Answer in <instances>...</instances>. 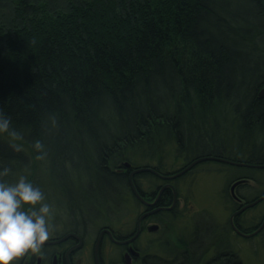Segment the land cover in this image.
I'll return each instance as SVG.
<instances>
[{
  "label": "trees",
  "instance_id": "1",
  "mask_svg": "<svg viewBox=\"0 0 264 264\" xmlns=\"http://www.w3.org/2000/svg\"><path fill=\"white\" fill-rule=\"evenodd\" d=\"M263 88L264 0H0L3 179L25 176L47 203L52 185L81 215L118 207V168L172 143L264 164ZM209 222L140 264H245Z\"/></svg>",
  "mask_w": 264,
  "mask_h": 264
},
{
  "label": "rangeland",
  "instance_id": "2",
  "mask_svg": "<svg viewBox=\"0 0 264 264\" xmlns=\"http://www.w3.org/2000/svg\"><path fill=\"white\" fill-rule=\"evenodd\" d=\"M228 147L231 148V146ZM133 161L136 167L159 166L162 171L176 174L174 172L179 173L188 164L189 156L188 152L178 150L172 143L152 160L141 155H133ZM114 168L118 167L114 166ZM118 169L125 171L129 168L120 166ZM246 174H250L252 179H249L239 190L245 193L248 198L259 196L264 191V168L234 166L209 161L199 164L186 175H179L175 179L181 198L178 208L174 213L162 216L159 231L146 233L139 240L141 248L147 253L169 257L176 249L184 247L192 239L197 222L207 220L210 221V225L216 226L215 232L230 229L231 248L239 254L245 264H264V230L261 229L251 237H245L236 233L230 222L235 211L230 183L237 175ZM137 180L146 190H151L156 184L162 182L153 174L144 173L138 176ZM48 193L51 194L49 204L52 206V216L49 221L52 225L50 238L61 237L68 231L76 229L84 240L82 247L73 256L75 264H95L93 250L100 230L104 226H109L118 234L129 233L135 227L138 215L143 208L133 196L132 188L118 207L112 205L106 206L104 209L93 208L84 212V215L67 207L63 203V196L56 192L52 185L48 186ZM263 216L264 201L239 214L238 220L242 224V229H240L246 233L256 231V224ZM69 244V242H65L61 246H51L46 252L66 248ZM122 250V247L120 248L106 237L101 247L105 264L121 263ZM41 252L42 248L40 252L34 254L38 255ZM31 253L29 251L25 254L30 255ZM212 253H214V248L211 249L210 256ZM21 258L22 256L18 257L13 264H20ZM43 264L53 263L47 257ZM134 264H140V262L137 261Z\"/></svg>",
  "mask_w": 264,
  "mask_h": 264
},
{
  "label": "flooded vegetation",
  "instance_id": "3",
  "mask_svg": "<svg viewBox=\"0 0 264 264\" xmlns=\"http://www.w3.org/2000/svg\"><path fill=\"white\" fill-rule=\"evenodd\" d=\"M221 150H222L221 148H219L218 150L216 148H212L211 151H209V152H204L202 154H195L193 156H189V162L187 165H185L182 168V170L186 169L189 165L194 163V161H196L197 159H200L203 157H214V158L197 162L191 168L186 170L182 175H186L188 172L195 169V167L198 166L199 164L204 163V162H209V161L210 162H219L221 164H227V165H234V164L219 160V159L232 160V159L227 158L226 157L227 154ZM233 161H236V160H233ZM234 166H238V165H234ZM135 168H136V166L132 165L129 169H126L123 172L127 173L128 177L130 178V174ZM181 171H179V172H181ZM160 172L164 175H172L173 174L172 172H169V171H162V169ZM174 173H178V172H174ZM140 175H141V173L134 175V183H135L138 191L140 192V194L143 196V198L148 203H153L156 200L157 201H156V204L154 206H149V205L143 203L139 198H137L135 196L136 199L139 201V203L143 206L142 210L140 211V213L138 215L135 227L129 233L124 234V235L116 233V231L110 227L113 231V235L116 238L121 239V240H129L130 238H132L138 232V227H139L140 232H139V234L135 240H133L129 243H125V244H117L111 240V238L109 237V235L107 233L104 234L103 240L106 237H108L114 244L120 246V248L122 247V249H123L122 250V262L119 264H127L125 261L126 258L131 260L130 264H134L137 261H139V262L143 261L147 256L158 255L155 253L154 254L153 253H147L146 251H144L141 248V246L139 245V240L146 233H155V232L159 231L161 229L160 220L162 219V216L165 214L168 215V214L174 213L176 211V209L178 208L179 203H180V199H181L179 196V190L177 187V183H175V179H177L178 176L175 178H172V179H168V178H162V177L156 175V177H158V179H160L162 182L159 184H156L155 187L152 188L151 190H146L137 180V177ZM249 179H252L250 174L249 175H247V174L246 175H237V177H235V179L230 183V192H231V196H232V199H233L234 205H235L234 213L237 210L241 209L246 204L251 203V202H253V201L264 196V191H263L260 193L259 196H256L253 198H248V196L245 193H243V192H241V190H239L245 183H247L249 181ZM239 180H245V181L236 185L234 190H233L232 189L233 184ZM133 195H134V193H133ZM262 201H264V198L260 202H262ZM260 202H258L257 204H259ZM257 204H255V205H257ZM255 205H253L251 207H254ZM155 208H165V209H161L157 212L152 213V211ZM249 208L250 207H248L246 210H248ZM246 210H244V211H246ZM146 213H147V215L141 220L140 225L138 226L139 218ZM238 216H235L236 217L235 222H236V225L239 228H241L242 224L239 222ZM263 222H264V216L256 224V229L261 227ZM154 225H157L158 227L156 228V230L152 231L151 228H153ZM105 227H109V226H104L101 230H103ZM101 230H100V232H101ZM262 230H264V227L262 228ZM100 232H99V234H100ZM67 233H69V232H67ZM99 234H98V236H99ZM55 238H58V237H55ZM97 238H96V240H97ZM49 239H54V238H49ZM96 240H95V243H96ZM103 240H102V243H103ZM65 242L70 243L68 247L61 248L60 250L53 249L51 252H46V251L49 250V248H51V246H54V245H46V246L43 245L42 246V252L40 254L41 258H42L41 264H43L45 258L47 259V257H49L53 263V259L55 256H57L58 264H75L73 261V256L79 249H77L75 252H73L72 255H70V263L66 259V253H67L68 249L71 248L72 246L76 245L78 243V241L75 238L71 237V238L65 240L64 242H62L60 244H56V245L61 246ZM102 243H101V247H102ZM135 251H139L140 255H138V256L135 255V253H134ZM38 255H35L34 253H31L30 255L24 254L20 260V264H37ZM93 255H94V250H93ZM100 257H101V264H105L103 256H102L101 248H100Z\"/></svg>",
  "mask_w": 264,
  "mask_h": 264
},
{
  "label": "clouds",
  "instance_id": "4",
  "mask_svg": "<svg viewBox=\"0 0 264 264\" xmlns=\"http://www.w3.org/2000/svg\"><path fill=\"white\" fill-rule=\"evenodd\" d=\"M9 127L10 120L0 114V132L9 131ZM34 147L41 153L37 159H45L39 140ZM10 173V168L0 170V264H13L29 251L40 252L52 230V206L43 192L23 175L15 183L7 182L3 178Z\"/></svg>",
  "mask_w": 264,
  "mask_h": 264
},
{
  "label": "water",
  "instance_id": "5",
  "mask_svg": "<svg viewBox=\"0 0 264 264\" xmlns=\"http://www.w3.org/2000/svg\"><path fill=\"white\" fill-rule=\"evenodd\" d=\"M260 96H264V88L262 89V91L260 92ZM214 157H203V158H200V159H197L196 161H194V163H192L191 165H189L186 169L182 170L181 172L179 173H176V174H173V175H164V174H161L160 172H158L157 170L153 169L152 167H148V166H143V167H137L135 168L131 174H130V178H129V181H130V184H131V188H132V191L134 193V195L139 198L143 203L149 205V206H154L156 204V201L153 202V203H148L144 198L143 196L140 194V192L138 191L132 177L134 174H137V173H141V172H150V173H153V174H156L162 178H168V179H172V178H175L181 174H183L186 170H188L189 168H191L194 164H196L197 162L199 161H203V160H207V159H212ZM221 161H224V162H228V163H231V164H234V165H238V166H251V167H258V168H264V164H252V163H245V162H240V161H233V160H227V159H219ZM123 166L125 168H130L132 166V164L128 161H125L123 163ZM119 172H123L124 169H119L118 170ZM243 181L245 180H239L237 182H235L232 186V189L234 190L235 186L238 185L239 183H242ZM264 198L261 197L251 203H248L246 204L245 206H243L241 209L237 210L235 213L232 214L231 218H230V222H231V225L233 227V229L235 230L236 233L242 235V236H245V237H251L253 236L254 234H256L258 231H260L263 227H264V222L263 224L261 225V227H259L256 231L252 232V233H246L244 231H242L235 223V216L241 214L244 210H246L248 207H251L255 204H257L258 202H260L262 199ZM171 208V207H170ZM161 209H165V208H155L152 213L154 212H157ZM151 213V212H150ZM149 214V213H148ZM147 215L144 214L142 215L140 218H139V221H138V226L140 225V222L141 220ZM158 226L157 225H154L153 228H151L152 231L156 230ZM139 227H138V232L136 233V235H134L132 238H130L129 240H121V239H118L116 238L114 235H113V231L112 229L108 228V227H105L103 230H101L97 240H96V243H95V246H94V261H95V264H101V257H100V248H101V243H102V240H103V236L105 233H107L109 235V237L111 238V240L117 244H125V243H129L133 240H135L139 234ZM75 238L78 243L74 246H72L71 248L68 249L67 253H66V259L67 261L70 263V255L73 254V252H75L77 249L81 248L82 245H83V238L81 237L80 234L76 233V232H69L61 237H58V238H54V239H48L45 243H44V246L46 245H56V244H60L62 242H64L65 240L69 239V238ZM135 255H140V252L139 251H135L134 252ZM38 261H37V264H41V255L39 254L38 257H37ZM126 263L127 264H130L131 263V260L130 259H125ZM53 264H58V259H57V256L54 257L53 259Z\"/></svg>",
  "mask_w": 264,
  "mask_h": 264
},
{
  "label": "bare ground",
  "instance_id": "6",
  "mask_svg": "<svg viewBox=\"0 0 264 264\" xmlns=\"http://www.w3.org/2000/svg\"><path fill=\"white\" fill-rule=\"evenodd\" d=\"M129 162V161H128ZM133 165V164H132ZM146 166H148V167H152L153 169H155V170H157L158 172H160L161 170H160V167L159 166H151V165H146ZM141 167H143V166H141ZM137 168V167H136ZM142 173H144V172H141V174ZM146 173V172H145ZM148 173H150V172H148ZM161 173V172H160ZM138 174V173H137ZM151 174H153V173H151ZM162 174V173H161ZM135 175V174H134ZM134 175H133V177H132V179H133V181H134ZM154 176H156V174H153ZM158 176V175H157ZM130 182V181H129ZM135 196V195H134ZM236 223V222H235ZM108 228H110V227H108ZM111 229V228H110Z\"/></svg>",
  "mask_w": 264,
  "mask_h": 264
}]
</instances>
